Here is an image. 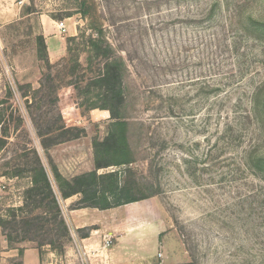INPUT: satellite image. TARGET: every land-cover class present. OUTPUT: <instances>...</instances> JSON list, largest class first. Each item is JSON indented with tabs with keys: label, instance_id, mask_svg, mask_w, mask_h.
Masks as SVG:
<instances>
[{
	"label": "rangeland",
	"instance_id": "rangeland-1",
	"mask_svg": "<svg viewBox=\"0 0 264 264\" xmlns=\"http://www.w3.org/2000/svg\"><path fill=\"white\" fill-rule=\"evenodd\" d=\"M15 6L20 16L0 23L2 234L16 235L12 213L20 223L44 211L30 212L29 169L37 155L62 208L53 168L68 179L95 170L97 150L112 164L99 174L118 172L149 195L132 211L166 224V252L181 247L192 264H264V0H27ZM59 21L67 24L61 34ZM106 49L125 68L123 112L133 162L121 165L114 163L127 158L124 149L95 146L112 129L109 111L89 107L98 90L82 93L103 68L99 54ZM76 196L72 207L82 195ZM55 230L51 222L26 238L49 239ZM25 242L33 241L13 247ZM44 248L51 247L42 246L43 255ZM180 256L166 262L185 261ZM0 264L22 262L10 257Z\"/></svg>",
	"mask_w": 264,
	"mask_h": 264
},
{
	"label": "trees",
	"instance_id": "trees-1",
	"mask_svg": "<svg viewBox=\"0 0 264 264\" xmlns=\"http://www.w3.org/2000/svg\"><path fill=\"white\" fill-rule=\"evenodd\" d=\"M39 50L40 53L47 54L46 42L43 35H39ZM93 45L102 50L103 46L100 45L98 40H93ZM108 47V46H107ZM110 49H106L104 52H100L99 55L105 58V63L101 69L99 75L88 85L82 93L86 96L92 93L91 88L95 87L98 90L94 97L98 100L89 104L91 108H99L109 111L111 115L112 129L104 142H96V149L99 146H106L107 149H113L118 152L121 149L126 151V157L118 160L114 164L121 165L133 162L131 157V151L127 142V128L128 120L124 117L123 106L125 103V94L123 86V73L124 63L121 58L111 57L109 53ZM89 103V100H87ZM252 103L255 101L252 100ZM72 138L79 137V134H74ZM110 139L120 141V144H109ZM118 143V142H117ZM43 146L49 148L50 144L43 141ZM123 147V148H122ZM118 154V153H117ZM130 157V158H129ZM263 159V158H262ZM37 165L29 169L31 173V187L28 190L29 198L32 199L31 213L37 208H44V211L36 214V216L21 217L20 223L17 221V214L12 213L13 222H16L15 232H8L4 229V235L7 238L10 247H13L14 242H22L30 240L37 242V248L40 254H43L42 246L49 245L53 250L59 254H63L65 251V241L71 240L70 228L66 219L63 217L62 208L59 200V196L55 191L54 183L51 176L42 163L41 159L36 157ZM96 163L97 169L76 175L70 179L64 177L56 167L53 168V174L57 183L60 195L63 198H69L71 196L80 194L81 198L78 200L76 208L80 207H97L100 209H107L117 207L120 205L140 201L149 197L148 194H142L138 192L137 183L123 179L118 172H107L99 174L98 169L112 165L111 162L102 161L96 150ZM17 175V174H16ZM49 200L48 203L46 201ZM23 211V207L17 208ZM52 216L51 220L46 219V216ZM37 224H34V222ZM51 222L56 224L55 236L38 241L36 238H26V234L36 231H43L46 226ZM7 222L0 219V225L5 228ZM47 230H50L48 228ZM52 231V230H51ZM14 232V233H15ZM53 232V231H52ZM24 234L23 238L18 240L21 234ZM23 248H19L20 254L23 253ZM176 264H192V261Z\"/></svg>",
	"mask_w": 264,
	"mask_h": 264
},
{
	"label": "crops",
	"instance_id": "crops-1",
	"mask_svg": "<svg viewBox=\"0 0 264 264\" xmlns=\"http://www.w3.org/2000/svg\"><path fill=\"white\" fill-rule=\"evenodd\" d=\"M16 1L0 0V23L20 16L21 8L15 6ZM43 23L45 32L47 24ZM47 43L50 58L54 61L56 51L52 50L49 38ZM77 199L74 195L62 200L64 216L72 235L63 254L44 248L46 253L41 255L33 242L10 247L0 230V262L17 257L22 264H176L166 260L173 259L177 253L185 260L178 263L190 262L188 252L181 247L176 251H165L164 245L171 240L168 235L163 236L166 224L152 221L142 212L132 211L134 205L141 204L140 201L107 209L72 207ZM110 237L113 243L107 246L106 240ZM19 248L24 249L22 254Z\"/></svg>",
	"mask_w": 264,
	"mask_h": 264
},
{
	"label": "built area",
	"instance_id": "built-area-1",
	"mask_svg": "<svg viewBox=\"0 0 264 264\" xmlns=\"http://www.w3.org/2000/svg\"><path fill=\"white\" fill-rule=\"evenodd\" d=\"M26 2H27V0H17V3L21 6L24 5ZM57 24H58L59 30L62 33L67 31V24L65 21H59V22H57ZM112 243H113V240L111 237L106 240L107 246H111Z\"/></svg>",
	"mask_w": 264,
	"mask_h": 264
}]
</instances>
